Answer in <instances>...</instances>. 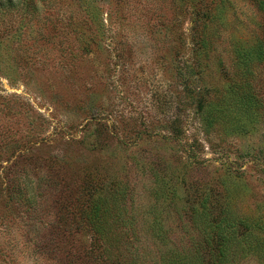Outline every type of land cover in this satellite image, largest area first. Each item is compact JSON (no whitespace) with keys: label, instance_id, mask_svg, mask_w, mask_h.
Returning a JSON list of instances; mask_svg holds the SVG:
<instances>
[{"label":"rangeland","instance_id":"1","mask_svg":"<svg viewBox=\"0 0 264 264\" xmlns=\"http://www.w3.org/2000/svg\"><path fill=\"white\" fill-rule=\"evenodd\" d=\"M216 1L222 33L209 61L229 65L233 41L264 40L254 0H43L35 19L53 26L25 33L23 13L1 11L0 264H100L84 210L90 190L110 183L131 189L112 213L137 218L133 231L117 229L121 249L156 254L150 192L152 172L163 169L183 193L181 174L199 187H236L238 210L264 217V124L253 135L208 141L187 92L198 89L187 69L192 13ZM254 85L264 101V62ZM192 146L197 160L185 167ZM165 209L172 247L188 245Z\"/></svg>","mask_w":264,"mask_h":264},{"label":"trees","instance_id":"2","mask_svg":"<svg viewBox=\"0 0 264 264\" xmlns=\"http://www.w3.org/2000/svg\"><path fill=\"white\" fill-rule=\"evenodd\" d=\"M40 1L43 0H0V14L1 11L23 13L28 25L22 32L32 28V24L41 32L42 26H53V21L43 24L35 19L41 17ZM253 3L259 11H264V0H254ZM221 4L216 1L212 7L193 12L187 34L186 47L193 61L187 69L196 74L194 78L198 83L197 91L188 87L187 92L192 99L194 118L208 141L253 135L264 124V101L254 85L255 70L264 62V40L255 35L247 41H233L229 51L232 63L229 65L222 58H217L215 65L209 61L218 57L215 49L222 33L217 26L221 22L218 15L224 12ZM213 70L224 74L226 81L223 84L217 83L211 74ZM185 85L188 86V81ZM194 149L192 146L188 151L185 167L197 160ZM163 170L152 172L156 188L154 186L150 192L156 203L150 208V213L154 214V233L150 239H154L156 254L144 253L138 246L124 251L121 249L125 243L123 236L115 235L119 228L127 234L138 227L134 214L125 217L120 209H116L115 215L112 213L111 207L118 208L130 188L110 183L108 191L90 190L91 199L84 210L85 224L97 241L94 249H97L100 264H147L146 261L153 257L155 264H239L251 257L257 259V264H264V217H250L238 210V188L225 183L222 189L199 187L197 183H189L181 174L178 180L185 187L183 193L173 187V180ZM164 207L167 210L164 218L178 217L182 231L188 237V245L183 243L181 247H172L166 225L162 224L163 210L160 209Z\"/></svg>","mask_w":264,"mask_h":264}]
</instances>
